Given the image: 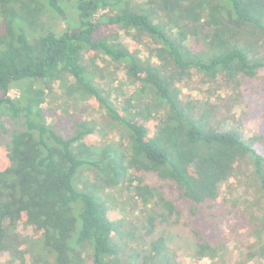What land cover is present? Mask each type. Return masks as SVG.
Here are the masks:
<instances>
[{"label": "trees", "instance_id": "1", "mask_svg": "<svg viewBox=\"0 0 264 264\" xmlns=\"http://www.w3.org/2000/svg\"><path fill=\"white\" fill-rule=\"evenodd\" d=\"M103 23L114 31L101 32ZM95 53L124 64L128 82L138 83L121 106L100 85L112 74L97 66ZM262 68L264 0H0V112L24 118L0 153L6 264H145L138 255L123 262L115 240L120 227L108 217L99 187L135 183L134 195L157 198L169 220L180 209L141 171L174 182L196 214L197 206L231 201L222 186L247 166L258 194L240 207L256 227L235 264H264V154L236 130L212 125L177 85L192 69L232 80L254 78ZM55 84L92 97L124 129L122 144L90 141L96 128L86 119L72 128L51 124L43 103ZM14 88L16 97L9 94ZM84 172L95 181L80 185ZM222 248L201 240L194 257L216 264ZM150 252L151 264H178L165 237L153 240Z\"/></svg>", "mask_w": 264, "mask_h": 264}, {"label": "rangeland", "instance_id": "2", "mask_svg": "<svg viewBox=\"0 0 264 264\" xmlns=\"http://www.w3.org/2000/svg\"><path fill=\"white\" fill-rule=\"evenodd\" d=\"M110 30L114 31L105 23L100 29L103 33ZM120 36L123 38V31ZM125 42L134 43L128 38ZM141 54L153 64H158V60L150 58L147 51L142 50ZM95 60L100 69L112 74L107 75L103 83H100L105 89V95L110 92L108 98L115 105L121 106L124 96L133 94L138 83L128 82L124 64L103 54H96ZM168 69L165 70L166 73H169ZM190 72L182 80L177 81L183 99L195 102L202 111L207 112L211 124L219 130H236L244 139L252 141L264 154V68L260 69L254 78L241 76L232 80L222 74L211 79L196 69ZM53 88L51 90L44 88L43 103L47 120L51 124L59 120V126L72 128L74 120L86 119L96 128L89 137L90 141L93 140L96 145L101 146L111 144L119 147L122 144L125 137L124 129L109 118L105 109L94 104L92 97L80 98L76 94H70L66 86L59 87V84H55ZM9 94L16 97L19 90L11 89ZM53 111L56 112L55 116L50 115ZM23 126V117L15 118L7 110L0 112V153L3 151L2 147L10 143L12 133ZM61 128L63 131V127ZM242 168L243 172L230 178L222 186V195L226 194L231 201L223 200L213 209L208 206H197L196 214L191 213V204L183 197L174 182L164 180L154 172L141 171L140 175L148 184L158 188L165 199L172 201L180 209V214H174L169 220H164L167 211L162 204L156 202L157 198L144 202L134 195L135 183L105 184L102 188L99 187L97 194L107 202L108 217L120 227L115 240L123 249V262L126 263L131 257L138 255L136 258L139 262L153 263L150 259V246L153 240L162 236L166 239L167 250L176 252L170 253V256L178 264H208L194 257L197 243L201 240H206L212 245L223 244L221 250L223 260L221 261L218 256L216 264H235L239 258L245 256L256 227L254 220L244 209L246 206L244 202L247 203L254 198L258 194V188L248 166ZM93 181L94 175L91 172H84L80 185L84 186V183ZM234 202L238 205L234 206ZM242 204L244 208L240 207ZM152 219L153 228L152 223L150 224ZM26 233L30 235L31 231ZM8 258L7 253L1 254L0 264H6ZM249 264L263 262L252 259Z\"/></svg>", "mask_w": 264, "mask_h": 264}]
</instances>
